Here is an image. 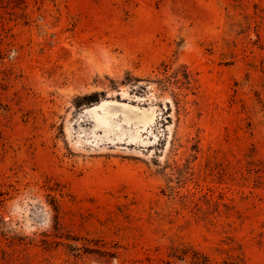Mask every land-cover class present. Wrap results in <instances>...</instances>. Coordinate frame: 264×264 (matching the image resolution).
<instances>
[{"label": "rangeland", "instance_id": "obj_1", "mask_svg": "<svg viewBox=\"0 0 264 264\" xmlns=\"http://www.w3.org/2000/svg\"><path fill=\"white\" fill-rule=\"evenodd\" d=\"M0 264H264V0H0Z\"/></svg>", "mask_w": 264, "mask_h": 264}, {"label": "trees", "instance_id": "obj_2", "mask_svg": "<svg viewBox=\"0 0 264 264\" xmlns=\"http://www.w3.org/2000/svg\"><path fill=\"white\" fill-rule=\"evenodd\" d=\"M173 74V77L176 78V81L177 83L179 82L180 80V83H182V85H184V89H188L189 88V85H190V81H191V78H190V74L189 72L186 70V68L182 67L180 71H175ZM179 78V80H178ZM124 84V83H123ZM182 90V88H180ZM175 103H176V106L177 108L180 107V100L175 97Z\"/></svg>", "mask_w": 264, "mask_h": 264}, {"label": "bare ground", "instance_id": "obj_3", "mask_svg": "<svg viewBox=\"0 0 264 264\" xmlns=\"http://www.w3.org/2000/svg\"><path fill=\"white\" fill-rule=\"evenodd\" d=\"M108 102V101H107ZM104 103V102H103Z\"/></svg>", "mask_w": 264, "mask_h": 264}]
</instances>
